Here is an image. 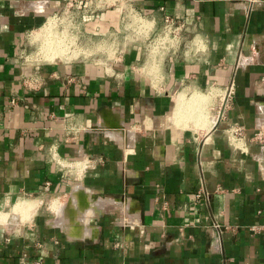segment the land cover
Masks as SVG:
<instances>
[{"label":"crops","instance_id":"0c3cea01","mask_svg":"<svg viewBox=\"0 0 264 264\" xmlns=\"http://www.w3.org/2000/svg\"><path fill=\"white\" fill-rule=\"evenodd\" d=\"M128 2L186 46L154 70L136 46L94 58L142 44L101 9L91 55L29 63L63 1L0 0V264H264V0Z\"/></svg>","mask_w":264,"mask_h":264},{"label":"rangeland","instance_id":"374dc122","mask_svg":"<svg viewBox=\"0 0 264 264\" xmlns=\"http://www.w3.org/2000/svg\"><path fill=\"white\" fill-rule=\"evenodd\" d=\"M107 7V8H106ZM105 10H110V9H115L117 14H118V26H119V42H141L142 44H94V58H99L100 56L107 55L109 58H118L121 54H123L127 48L136 46L139 48V50L142 52L143 56L148 60V62L152 63L151 67L154 70V67L163 61L165 58L171 57L173 54L178 53L186 44H171L175 47V49H166L168 46V39L171 37V32L167 31L165 28V22L162 18L161 21H157L153 16L149 14L142 13L141 17H134L130 15L127 17L126 11H125V6L123 5L122 2H110L109 6H105ZM117 30V31H118ZM38 31V30H37ZM36 31V32H37ZM171 31V30H170ZM184 33L181 31V39L184 40ZM35 33H33L34 35ZM32 37V36H31ZM163 38L161 40L160 38ZM158 38V39H157ZM105 38L103 36H99L98 38H95V41H100L104 40ZM105 41V40H104ZM182 41V40H181ZM162 44H158V43ZM41 44H29L27 45L26 52L30 56L35 55L37 58L38 56L36 55L37 52H40L42 57L48 59L50 62L52 61H59V60H67V59H73L76 57L80 56H87L91 55L93 51H91L90 48H86L87 45L85 46H80L79 42H77V48L74 52L69 53L64 46L60 44H48L42 46V50L40 49ZM60 46V47H59ZM54 47H59V49L64 48L65 50H59L58 48ZM55 53L53 54V52ZM53 51V52H52ZM40 57V56H39ZM155 64V65H153ZM150 65V64H149ZM188 103H186L187 106ZM191 107L187 106L185 109L186 113L188 114V117L190 115L192 116L191 119L184 118L187 123L195 122V120L198 119V122H203L204 119L206 118L207 121L209 120L210 116L213 115V105L214 100L210 97V100L207 101V103H204V105L199 104L197 105L196 102H191ZM194 104V105H193ZM202 106H204L202 108ZM200 109L202 114H200V110L198 113V110L196 112V108ZM193 108V110L190 109ZM202 108V109H201ZM190 111V112H189ZM194 111V113H193ZM207 112V113H206ZM207 115V117L205 116ZM202 115L203 118H202ZM201 117V118H200ZM196 118V119H195ZM197 122V121H196Z\"/></svg>","mask_w":264,"mask_h":264},{"label":"built area","instance_id":"2783aa9c","mask_svg":"<svg viewBox=\"0 0 264 264\" xmlns=\"http://www.w3.org/2000/svg\"><path fill=\"white\" fill-rule=\"evenodd\" d=\"M63 6L53 14L46 17L44 22L41 26H45L48 23V28H45V32L42 36L34 38L36 33L40 31V27L29 32L27 36V40L29 44H41L40 49L42 50V46L48 45V44H60L66 48V50L69 51V53H72L77 48V42L81 41V38L83 36H94V38L102 36L103 33L99 30V28H88L86 26V22L90 19L89 17L92 15H95L96 13L103 11L101 9H104L105 6H109L110 2L114 4V2H122L125 6V11L127 17L130 15L141 17L142 12L136 10L131 4L128 2V0H62ZM251 2H257V0H251ZM107 8V7H106ZM163 20L165 22V28L166 30L171 32V37L168 39V46L166 49H175L173 45L171 44H179L181 39V31L185 30V24L183 22H180L179 20H175L173 17L164 14ZM38 30V31H37ZM171 30V31H170ZM37 31V32H36ZM33 33H35L33 35ZM32 36V37H31ZM164 37L160 38L163 40ZM158 39V38H157ZM27 44V45H29ZM162 44V43H158ZM82 46V44H80ZM60 47V46H59ZM59 47H54L58 48ZM26 47L22 49V60L32 63V62H41V61H49L46 59L43 55H41L40 52H37L36 55H29L25 53ZM62 48L63 50H65ZM59 49V50H62ZM40 56V57H39ZM76 58H79L76 57ZM73 58V59H76ZM72 59V58H71ZM53 62V61H52ZM25 83H32L33 85H36L39 83L38 78L26 76L24 79ZM14 103V101H12ZM221 116L223 113L220 114ZM239 130L234 129L232 130L233 134H236ZM199 196V194H198Z\"/></svg>","mask_w":264,"mask_h":264},{"label":"bare ground","instance_id":"6f19581e","mask_svg":"<svg viewBox=\"0 0 264 264\" xmlns=\"http://www.w3.org/2000/svg\"><path fill=\"white\" fill-rule=\"evenodd\" d=\"M48 26H49L48 23H47L45 26H42V28H40V31H39L38 33H36V35L34 36V38H37V37L42 36V35L44 34V32H45V31H44L45 28H48ZM55 51H56V50H54V52L52 51L53 54L55 53ZM189 98H191V97H189ZM195 98H196V96H195ZM193 99H194V98H193ZM207 99H209V98H207ZM188 101H189V100H188ZM197 102H198V100H197ZM202 102H203V101H202ZM202 102L199 101V103H202ZM188 103H189V102H188ZM206 103H207V102H206ZM203 104H204V103H203ZM203 104H202V105H203ZM191 105H192V104H191ZM193 105H194V104H193ZM179 107H180V106H179ZM195 108H196V107H195ZM201 109H202V108H201ZM192 110H193V108H192ZM195 110H196V112H197V110H198V113H199V110H200V109H197V108H196ZM176 112H177V111H176ZM200 112H201V110H200ZM193 113H194V112H193ZM201 114H202V112H201L200 114H198V115L201 116ZM176 116H177V115H176ZM203 116H204V115H202V118H203ZM205 116L207 117L206 114H205ZM205 116H204V117H205ZM187 117H188V116H187ZM190 117L192 118L191 115H190ZM188 118H189V117H188ZM200 118H201V117H200ZM207 118H208V117H207ZM205 119H206V118H205ZM205 119H204V121H203V126H204V127H207V126L210 125V124H209V120L207 121V119H206V121H205ZM197 120H198V119H197ZM197 120H196V121H197ZM196 121H195V123H199V122H196ZM205 122H206V123H205ZM195 123H194V124H195ZM200 125H201V123H200ZM199 127H200V126H199ZM18 205H19V204H18ZM20 205H21V204H20ZM28 205H29V204H28ZM21 206H22V205H21ZM16 211H17V210H16Z\"/></svg>","mask_w":264,"mask_h":264}]
</instances>
